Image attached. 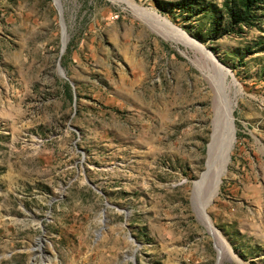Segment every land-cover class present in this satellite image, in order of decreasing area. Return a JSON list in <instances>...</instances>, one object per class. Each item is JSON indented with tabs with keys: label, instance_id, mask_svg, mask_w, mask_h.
<instances>
[{
	"label": "rangeland",
	"instance_id": "obj_1",
	"mask_svg": "<svg viewBox=\"0 0 264 264\" xmlns=\"http://www.w3.org/2000/svg\"><path fill=\"white\" fill-rule=\"evenodd\" d=\"M226 1L59 0L61 51L56 0H0V264H264V2Z\"/></svg>",
	"mask_w": 264,
	"mask_h": 264
},
{
	"label": "bare ground",
	"instance_id": "obj_2",
	"mask_svg": "<svg viewBox=\"0 0 264 264\" xmlns=\"http://www.w3.org/2000/svg\"><path fill=\"white\" fill-rule=\"evenodd\" d=\"M59 3L60 6V2L59 0H56ZM125 2H127L131 7H135V4L133 2H131L130 0H123ZM66 41L68 38L67 36H64ZM183 43H185L186 45H190V46H194L197 44H195L193 41H191L190 39H188L187 37L183 36L182 38ZM67 42V41H66ZM198 47V46H197ZM221 108V107H220ZM221 110V109H220ZM226 113L224 115H220L219 113H217V116H223L224 117V126H225V131H226V136L223 135V138H221L220 144H219V149H218V155L215 158L214 164L212 167H210L208 165L207 162V168L206 171L204 173V175L200 178L199 182L197 183V188L201 186L202 183H204V181L207 182L206 184L202 187V189H204L205 191V196L206 199H210L213 198L217 191L219 190V183H220V175L223 171L224 166L226 165V163L229 160V155H230V150L231 147L233 146V142H234V125H233V119H232V109L230 106V102L227 104L226 106ZM236 138V137H235ZM201 219L204 223L207 224L208 228L211 229V224H210V219L207 216V212H206V207L203 208L201 210ZM212 230V229H211ZM220 241V240H218ZM219 246V244H218ZM222 249V252L224 253V247L221 244L220 245Z\"/></svg>",
	"mask_w": 264,
	"mask_h": 264
},
{
	"label": "water",
	"instance_id": "obj_3",
	"mask_svg": "<svg viewBox=\"0 0 264 264\" xmlns=\"http://www.w3.org/2000/svg\"><path fill=\"white\" fill-rule=\"evenodd\" d=\"M57 8L59 10L60 24L62 27V36H63V32H64V36H66L65 26L63 24V19H62V14H61V7L57 6ZM65 44H66V41H64V43L62 41L61 51L64 50ZM58 66L60 67L59 63H58ZM62 71H63V69H62ZM227 73H228V71H227ZM63 74H64V71H63ZM71 84H72V82H71ZM223 121H224V117L223 116L218 117L214 111V114H213L212 119H211L212 129H211V134H210V140L207 144L208 149L206 150V153H207V155H206V166H207V162H208V165L210 167L213 166L215 158L218 155V149H219V144H220L221 138H223V135L226 136L225 126H224Z\"/></svg>",
	"mask_w": 264,
	"mask_h": 264
},
{
	"label": "trees",
	"instance_id": "obj_4",
	"mask_svg": "<svg viewBox=\"0 0 264 264\" xmlns=\"http://www.w3.org/2000/svg\"><path fill=\"white\" fill-rule=\"evenodd\" d=\"M263 2L264 0H231L225 2V8L232 23L250 24L252 10Z\"/></svg>",
	"mask_w": 264,
	"mask_h": 264
}]
</instances>
